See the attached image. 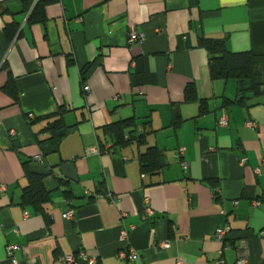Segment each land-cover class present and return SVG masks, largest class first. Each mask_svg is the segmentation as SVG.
<instances>
[{"label": "crops", "instance_id": "1", "mask_svg": "<svg viewBox=\"0 0 264 264\" xmlns=\"http://www.w3.org/2000/svg\"><path fill=\"white\" fill-rule=\"evenodd\" d=\"M38 1L44 23L29 24ZM10 24L18 32L9 37ZM131 27L143 43L128 45ZM204 39L264 56V0H0V264H60L82 252L96 264H236L241 240L247 264H264V93L254 96L249 83L243 105L223 107L238 81L210 79ZM189 86L195 103L184 100ZM200 100L208 113L197 118ZM62 108L73 129L38 163V143L49 138L39 117ZM125 118L149 122L146 144L91 153L105 142L101 128ZM149 147L163 150L166 166L145 175L138 160ZM65 164L76 181L59 171ZM32 172L49 174L43 201H31ZM226 226L234 246L213 237ZM128 245L139 258L125 263L117 257Z\"/></svg>", "mask_w": 264, "mask_h": 264}, {"label": "trees", "instance_id": "2", "mask_svg": "<svg viewBox=\"0 0 264 264\" xmlns=\"http://www.w3.org/2000/svg\"><path fill=\"white\" fill-rule=\"evenodd\" d=\"M25 1V0H24ZM46 1H38L36 2L29 14V24L34 23H44L43 16V6ZM9 37L11 35L16 34L18 32V25L10 24L4 28ZM199 44L206 49L209 55L208 60V68H209V76L211 80L218 81L221 80H230L235 79L239 82L248 80L250 85L249 89L253 95H258L264 93V56L252 55L249 52H241V53H231L228 52L223 43L219 41H211V40H202ZM91 65H85L84 68L80 71L81 74V86L84 84L86 80V75L90 70ZM10 84V83H9ZM6 87H8V85ZM244 90L239 91L237 94V98L231 102H223V107L228 108L232 106V104L239 103L244 104ZM184 100L187 103H195L197 101L196 92H194V88L189 86L184 90ZM198 117H203L208 113L206 104L202 100L198 101ZM66 111L64 108L58 109L51 115H46L43 117H39V119H43L48 121L46 128L43 130L49 136L48 139L40 141L38 143L39 148L41 149V158L52 155L53 153H57L59 150V145L62 140L69 134L73 127H68L63 122V115ZM39 119H36L38 121ZM183 120L181 117L176 114L173 116L172 120V128L177 131V129L182 125ZM141 128V131L138 132V129ZM151 131L149 122L148 123H139L138 120L134 118H125L123 120H118L115 122H111V124L106 125L101 128V134L105 142H100L98 144V155L103 153V149L106 148L105 144H109L110 146L106 149L111 150H119L125 148L126 146H130L132 144L144 145L145 136L148 132ZM139 168L141 173L145 175H150L155 172H159L166 166L165 164V154L163 150L158 149L156 147H149L144 153L139 155ZM36 161V160H34ZM33 162V161H32ZM37 162V161H36ZM30 164V162L28 163ZM33 173V172H32ZM30 175L31 181L29 183V190L31 191V201L39 202V200H45L48 198V191L43 185V179L49 174H35ZM57 184L64 188L65 183L62 180H58ZM26 189V190H28ZM62 195L67 200L70 198L69 191H63ZM24 203H26V196L24 194ZM262 200V199H261ZM23 203V204H24ZM223 240V244L227 246H234L236 242L230 241V234ZM237 248V247H236Z\"/></svg>", "mask_w": 264, "mask_h": 264}, {"label": "built area", "instance_id": "3", "mask_svg": "<svg viewBox=\"0 0 264 264\" xmlns=\"http://www.w3.org/2000/svg\"><path fill=\"white\" fill-rule=\"evenodd\" d=\"M129 30L130 31L128 33V40H127L128 45H132V43H139V44L143 43L144 35L137 34L133 27H131ZM89 91H90L89 86H87L86 84H83L82 85V95L86 96L87 94H89ZM217 124L219 127H226V125H227L226 116L223 115ZM246 126L249 128H252V129H255L257 127L252 122H247ZM180 151H182V150H180ZM90 152L98 155V149L97 148L91 150ZM87 153H89V152H87ZM35 160L38 163L42 162L41 156L36 157ZM241 163L244 164L245 163L244 160H242ZM181 165L184 168H186V166H184V163H181ZM107 197H110V195ZM234 205L236 206L237 203H235ZM254 205H258V202H255ZM72 216H73V212L68 211V213H66L62 216V219L68 220V219H71ZM145 216L153 217V211H151L150 208H148V207L145 210ZM121 229L122 230L120 232L119 241L127 242V240H128L127 229H125L123 225H122ZM229 232H230V228L228 226H226L225 228H217L214 231L213 237H215V239L221 241V240L225 239L226 235ZM169 246H170L169 241H166V242L160 243L158 246H156L155 250L156 249L166 250L167 248H169ZM14 249H15V247H11V246H9V248H7V258L8 259L12 255V251ZM247 255H248V248L246 247V241L241 240L239 242V245L237 246V258H236L237 262H236V264H247V262H248V259H247L248 256ZM138 257H139V253H137L132 247L127 248L126 250L119 252V258L121 261L131 262V261L137 259ZM78 259L79 260H87L89 262V264L95 263V260H92V259L88 260L87 256L84 253L78 254ZM75 260H76V258L70 255V257L60 258L58 260V262L60 264H73L75 262ZM8 264H18V262L16 260L11 259ZM179 264H181V263H179ZM218 264H224V262L219 261Z\"/></svg>", "mask_w": 264, "mask_h": 264}, {"label": "water", "instance_id": "4", "mask_svg": "<svg viewBox=\"0 0 264 264\" xmlns=\"http://www.w3.org/2000/svg\"><path fill=\"white\" fill-rule=\"evenodd\" d=\"M247 84H249L248 80L242 81L238 83V90L242 91L247 90L248 86ZM61 174L63 175V177L66 179H69L71 181H76L75 178V171H74V165L73 164H65V166L61 167L60 170Z\"/></svg>", "mask_w": 264, "mask_h": 264}, {"label": "rangeland", "instance_id": "5", "mask_svg": "<svg viewBox=\"0 0 264 264\" xmlns=\"http://www.w3.org/2000/svg\"><path fill=\"white\" fill-rule=\"evenodd\" d=\"M106 195L109 196L110 194L107 193ZM107 196H106V197H107ZM107 198H111V195H110V197H107ZM147 207H148V206L146 205V208H147ZM146 208H145V210H146ZM68 211H72V210H68ZM68 211L65 212L64 214L68 213ZM72 212H73V211H72ZM64 214H63V215H64ZM63 215H62V216H63ZM144 216H145V214H144ZM145 218L147 219V218H151V217H147V216H145ZM122 225H123V222L121 223V227H122ZM123 226H124V225H123ZM121 227H120V232H121V230H122ZM124 228H125V227H124ZM125 229H126V228H125ZM127 235H128V237H129V233H128V231H127ZM119 237H120V233H119ZM119 237H118V239H120ZM127 242H128V241H127ZM127 242H123V243H126V244H127ZM130 247H131V246H130ZM130 247H129V245H128L126 248H124V249L121 250V251H124V250H126L127 248H130ZM132 248H133V247H132ZM133 249H134V248H133ZM134 250H135V249H134ZM121 251H119V252H121ZM135 251H136V250H135ZM119 252H118V257H117V258L120 260V258H119ZM136 252H137V251H136ZM82 253H83V252H82ZM78 254H80V253H78ZM138 258H139V257H138ZM88 260H89V259H88ZM94 260H95V259H94ZM78 261H79V259L77 258V259L75 260L74 263H76V262H78ZM81 261H82V260H81ZM83 261H86V263L89 264V262H88L87 260H83ZM120 261H121V260H120ZM123 262H125V261H123ZM74 263H73V264H74ZM125 263H126V262H125ZM94 264H96V262H95Z\"/></svg>", "mask_w": 264, "mask_h": 264}]
</instances>
